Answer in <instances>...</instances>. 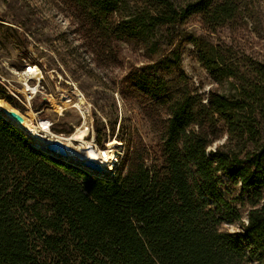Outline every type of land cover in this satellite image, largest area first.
<instances>
[{"label": "trees", "instance_id": "16d2710c", "mask_svg": "<svg viewBox=\"0 0 264 264\" xmlns=\"http://www.w3.org/2000/svg\"><path fill=\"white\" fill-rule=\"evenodd\" d=\"M49 2L70 11L95 65H119L121 45L142 51L121 94L161 135L151 147L131 133L111 178H99L43 153L0 117V264H264V62L189 36L188 57L235 90L201 95L181 70L182 48L159 55L155 41L192 18L208 35L233 33L253 20L254 0ZM1 100L16 107L0 82ZM105 138L96 126V144ZM221 178L240 186L238 205Z\"/></svg>", "mask_w": 264, "mask_h": 264}, {"label": "rangeland", "instance_id": "374dc122", "mask_svg": "<svg viewBox=\"0 0 264 264\" xmlns=\"http://www.w3.org/2000/svg\"><path fill=\"white\" fill-rule=\"evenodd\" d=\"M253 5L250 11L253 20L245 19L247 25L232 30L233 33L229 29H221L216 35H208L196 18L171 26L168 30H160L155 40L159 55L164 56L172 48L180 46L181 70L188 77L192 89L201 95L211 90L225 96L234 95L235 90L229 83H215L197 62L188 57L190 45L182 42L189 36H195L226 43L231 45L233 58L248 57L251 63L264 62V0H254ZM74 27L70 11L63 5L57 8L49 0H0V82L16 107L1 101L23 117H26V112L32 111V122L38 127L41 121H48L51 133L56 135L68 136L57 134L52 128L72 131V134L77 127H87L90 134L85 137L86 141H93L99 150L119 152L115 163L118 167L124 153V140L131 133L151 147L161 135L160 125L152 124L133 99L121 94L120 80L131 66L138 67L144 63L143 53L121 45L119 65H95L81 38L74 33ZM170 37H173L172 46L166 44ZM29 66L37 70L41 79L34 75H21ZM25 84L36 88L30 100L27 98L29 92L23 91ZM60 92L69 95L73 103L76 99L74 95L79 94L86 111H81L72 103L59 113L53 111L50 100L58 101ZM96 126L105 131L106 138L101 146L95 142ZM112 127L114 133L111 135L109 129ZM37 129L38 139L24 134L35 148L48 141L47 134L41 132L40 127ZM224 140L225 137L221 138L207 150L214 149ZM221 181L220 190L225 199L238 205V199L243 197L240 186L225 178ZM224 228L229 232L237 231L236 226L224 225Z\"/></svg>", "mask_w": 264, "mask_h": 264}, {"label": "bare ground", "instance_id": "6f19581e", "mask_svg": "<svg viewBox=\"0 0 264 264\" xmlns=\"http://www.w3.org/2000/svg\"><path fill=\"white\" fill-rule=\"evenodd\" d=\"M14 73L17 74L16 71ZM21 75L23 76H29L34 75L37 76L38 79H41V75L37 73L36 69H33V67L29 66L26 71H22ZM23 91H28L29 94L27 95V98L30 100L31 95L33 93H36L35 87H30L28 84H25V89ZM59 100L53 101L50 100V108L53 111L61 112L63 108H66L68 104L75 105L76 107L80 108L81 111L85 112L86 109L83 108V99L79 94L74 95L75 101L74 103L71 101V98L66 93H59ZM3 109H9L8 105L0 101V114L4 117L8 123H11L12 126H14L16 129H19L22 131L26 136H29L31 139H38L39 133H38V127H40L41 132H44L48 136V143H51L54 140H57L61 142L63 145L67 156L64 157L65 162L68 163H75L80 165L78 162L86 161L88 159H91L98 163L101 167V171L97 172L94 170H88L85 169L90 174H96L98 176L108 177L111 176L114 172V169L116 167V156L119 154L118 151H112L111 153H108L106 151L99 150L95 147L93 141H86L85 137L90 134L89 130L85 126L77 127L75 131L68 135H56L51 133L48 125V121H41L40 125L37 127L31 120V116H34V113L32 111L26 112V117L24 118V123L20 124L17 121L13 120L6 114L2 113ZM23 116V115H22ZM37 148H43L45 147V144L36 146ZM57 154V153H56ZM115 165V166H114Z\"/></svg>", "mask_w": 264, "mask_h": 264}, {"label": "water", "instance_id": "95a60500", "mask_svg": "<svg viewBox=\"0 0 264 264\" xmlns=\"http://www.w3.org/2000/svg\"><path fill=\"white\" fill-rule=\"evenodd\" d=\"M2 113L3 114H6L7 116H9L10 118H12L13 120L17 121L18 123L22 124L24 123V118L23 116L18 113L17 111L13 110V109H3L2 110ZM0 117L4 119V117L0 114ZM5 120V119H4ZM6 121V120H5ZM8 122V121H6ZM11 124V123H9ZM19 130V129H18ZM20 131V130H19ZM22 132V131H21ZM23 133V132H22ZM24 134V133H23ZM39 149L40 151H42L43 153L45 154H49L51 155L52 157H55V158H58L62 161L65 162V159L64 157L67 156V153L63 147V145L61 144V142L57 141V140H54L52 141L51 143H45V147L44 149L43 148H37ZM57 153V154H56ZM68 163V162H66ZM80 165L78 164H75V163H69L73 166H76L78 167L79 169H82L83 171H85V169H88V170H94V171H97V172H100L101 171V167L98 163H96L95 161L91 160V159H88L86 161H81V162H78ZM85 168V169H83ZM87 172V171H85ZM88 173V172H87ZM90 174V173H89ZM92 175V174H91ZM92 176L94 177H99V178H108V177H103V176H98L96 174H93Z\"/></svg>", "mask_w": 264, "mask_h": 264}, {"label": "built area", "instance_id": "2783aa9c", "mask_svg": "<svg viewBox=\"0 0 264 264\" xmlns=\"http://www.w3.org/2000/svg\"><path fill=\"white\" fill-rule=\"evenodd\" d=\"M64 162V161H63ZM94 177V176H93Z\"/></svg>", "mask_w": 264, "mask_h": 264}]
</instances>
